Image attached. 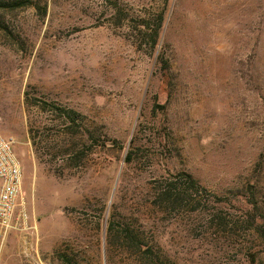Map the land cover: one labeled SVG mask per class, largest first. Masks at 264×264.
<instances>
[{"label":"rangeland","instance_id":"1","mask_svg":"<svg viewBox=\"0 0 264 264\" xmlns=\"http://www.w3.org/2000/svg\"><path fill=\"white\" fill-rule=\"evenodd\" d=\"M159 14L153 49L138 26ZM0 136L49 264H138L107 255L112 213L148 215L167 264H264L233 228L244 200L264 221V0H0ZM178 173L206 192L158 215L149 185ZM215 197L234 200L225 225L207 223ZM18 250L11 234L3 264H28Z\"/></svg>","mask_w":264,"mask_h":264},{"label":"trees","instance_id":"2","mask_svg":"<svg viewBox=\"0 0 264 264\" xmlns=\"http://www.w3.org/2000/svg\"><path fill=\"white\" fill-rule=\"evenodd\" d=\"M25 5V4H22ZM21 7V6H20ZM154 27H150V24L142 22V25L138 30V34L142 31L146 33L150 31L151 46L154 49L157 45L159 39V33L163 24V14H159L155 20ZM158 65L162 73L169 72L170 65L168 61L163 56H158ZM67 119L74 121L71 115L77 116L75 112L69 111L66 113ZM70 114V115H69ZM32 146L36 149L34 143ZM133 151L130 150L125 156L124 163L130 164L132 162ZM205 188L201 187L199 183L189 174L178 173L172 175L169 179L164 178V180L159 182H153L149 185L147 192V201L149 208H154L157 210L158 215H167L174 209L178 204L180 205L183 201L188 199L189 202L197 195L205 193ZM220 205V211L214 210L208 215V224L215 222V218L221 225H225V218L220 216L223 213V209L234 203L232 198L225 197H215ZM193 201V200H192ZM191 201V202H192ZM188 202V203H189ZM246 208L250 207L252 209H247L244 211V216L241 220L237 221L233 225V228L238 227V230L244 229L246 232H250L256 235L262 243L264 244V221L259 218L251 210H256V204L252 200H244ZM147 207V208H148ZM148 208V209H149ZM115 211V210H114ZM209 211V210H208ZM257 212V211H256ZM151 221L148 215L144 214L141 218L140 228L137 229L133 227L123 219H118L115 214L110 215V219L106 222L105 228V245L106 253L109 256L114 248H118L122 253H128L132 257H135V263L138 264H167V258L160 255L156 249V243L153 240H149L147 234L151 233L150 225ZM211 225V224H210ZM264 251V246L261 250H255L248 253V257L251 259L252 263H255L256 259ZM68 256L61 255V258L66 261L67 264L71 263V260L67 258Z\"/></svg>","mask_w":264,"mask_h":264},{"label":"built area","instance_id":"3","mask_svg":"<svg viewBox=\"0 0 264 264\" xmlns=\"http://www.w3.org/2000/svg\"><path fill=\"white\" fill-rule=\"evenodd\" d=\"M14 140L0 136V264L11 234L18 238V256L28 264H49L39 252L35 220L22 196V169L13 151Z\"/></svg>","mask_w":264,"mask_h":264}]
</instances>
